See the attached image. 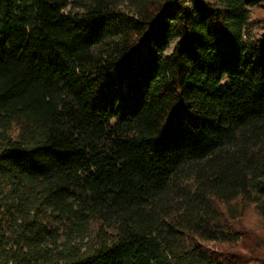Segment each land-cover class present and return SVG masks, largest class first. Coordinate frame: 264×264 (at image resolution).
I'll list each match as a JSON object with an SVG mask.
<instances>
[{"label":"trees","instance_id":"trees-1","mask_svg":"<svg viewBox=\"0 0 264 264\" xmlns=\"http://www.w3.org/2000/svg\"><path fill=\"white\" fill-rule=\"evenodd\" d=\"M253 8L0 0V264H264Z\"/></svg>","mask_w":264,"mask_h":264},{"label":"rangeland","instance_id":"rangeland-1","mask_svg":"<svg viewBox=\"0 0 264 264\" xmlns=\"http://www.w3.org/2000/svg\"><path fill=\"white\" fill-rule=\"evenodd\" d=\"M252 20H256L258 18L264 19V12L261 9L253 8L252 9ZM254 31L257 33L260 30V26L257 25L254 22ZM243 224H245L246 227H248L250 230L254 231L251 233V239H246V245L249 244V242H256V244L261 248L264 249V229L261 226V223L259 221V218L253 210L250 208L246 210V214L241 220ZM250 237V236H248ZM215 247V246H214Z\"/></svg>","mask_w":264,"mask_h":264}]
</instances>
